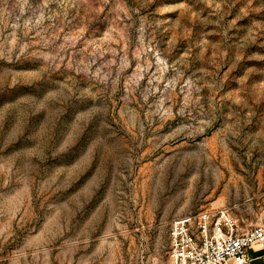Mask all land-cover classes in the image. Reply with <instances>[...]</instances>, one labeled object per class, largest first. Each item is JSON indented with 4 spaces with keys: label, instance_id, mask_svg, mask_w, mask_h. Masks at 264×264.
Returning a JSON list of instances; mask_svg holds the SVG:
<instances>
[{
    "label": "rangeland",
    "instance_id": "obj_1",
    "mask_svg": "<svg viewBox=\"0 0 264 264\" xmlns=\"http://www.w3.org/2000/svg\"><path fill=\"white\" fill-rule=\"evenodd\" d=\"M219 208L264 221V0H0V264H173Z\"/></svg>",
    "mask_w": 264,
    "mask_h": 264
},
{
    "label": "built area",
    "instance_id": "obj_2",
    "mask_svg": "<svg viewBox=\"0 0 264 264\" xmlns=\"http://www.w3.org/2000/svg\"><path fill=\"white\" fill-rule=\"evenodd\" d=\"M169 237L173 264H253L264 221L241 227L227 209H211L175 219Z\"/></svg>",
    "mask_w": 264,
    "mask_h": 264
},
{
    "label": "crops",
    "instance_id": "obj_3",
    "mask_svg": "<svg viewBox=\"0 0 264 264\" xmlns=\"http://www.w3.org/2000/svg\"><path fill=\"white\" fill-rule=\"evenodd\" d=\"M253 264H264V247H254L251 251Z\"/></svg>",
    "mask_w": 264,
    "mask_h": 264
}]
</instances>
